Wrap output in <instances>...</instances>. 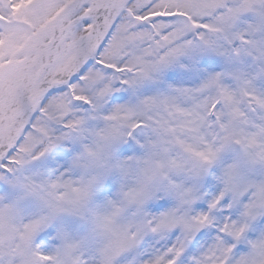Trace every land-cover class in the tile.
I'll list each match as a JSON object with an SVG mask.
<instances>
[{"label": "rangeland", "instance_id": "obj_1", "mask_svg": "<svg viewBox=\"0 0 264 264\" xmlns=\"http://www.w3.org/2000/svg\"><path fill=\"white\" fill-rule=\"evenodd\" d=\"M59 1L0 0V60ZM160 1L0 171V264H264V0Z\"/></svg>", "mask_w": 264, "mask_h": 264}, {"label": "water", "instance_id": "obj_2", "mask_svg": "<svg viewBox=\"0 0 264 264\" xmlns=\"http://www.w3.org/2000/svg\"><path fill=\"white\" fill-rule=\"evenodd\" d=\"M130 0H68L44 24L33 56L24 60L0 90V164L16 147L44 99L67 86L92 62L106 41L117 12ZM89 22L72 63L62 74L51 69L66 48V39ZM12 64L0 68V80Z\"/></svg>", "mask_w": 264, "mask_h": 264}, {"label": "bare ground", "instance_id": "obj_3", "mask_svg": "<svg viewBox=\"0 0 264 264\" xmlns=\"http://www.w3.org/2000/svg\"><path fill=\"white\" fill-rule=\"evenodd\" d=\"M64 2L61 1L58 3L57 8L62 6ZM129 15H134L133 10L128 6L124 7L123 10L119 11L117 13L116 20L114 22V27L120 26V24L125 23L127 20V17ZM89 25V22H83L73 33H71L67 39H66V48L64 52L62 53L59 60L56 62V64L53 66L50 72V76L54 77L57 74H62L64 70L72 63V60L77 53L79 49V45L81 42V39ZM38 34V35H37ZM40 35V31L38 32L37 28L33 27L30 28V34L20 47L17 49L12 50L8 53V58L5 61L6 63H11L12 68L11 70L0 80V90L13 78L15 72L18 70V67L22 65V62L24 60L28 61L30 57L33 54V51L35 47L37 46L38 36ZM37 36V37H36ZM37 39V41H36ZM95 61V60H94ZM4 64V63H2ZM0 64V66H2ZM124 67H130V65L124 66ZM66 93H72V86L68 85L62 89ZM241 114L245 113V109L240 108ZM212 143L211 141L204 144V149L207 152L209 149H211ZM7 161H9V155L7 158L4 159L3 163L0 164V169H4L7 166Z\"/></svg>", "mask_w": 264, "mask_h": 264}]
</instances>
